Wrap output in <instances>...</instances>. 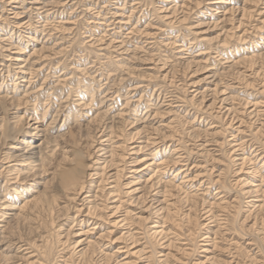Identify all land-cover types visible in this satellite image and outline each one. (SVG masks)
Listing matches in <instances>:
<instances>
[{"label": "rangeland", "instance_id": "rangeland-1", "mask_svg": "<svg viewBox=\"0 0 264 264\" xmlns=\"http://www.w3.org/2000/svg\"><path fill=\"white\" fill-rule=\"evenodd\" d=\"M0 215V264H264V0H0Z\"/></svg>", "mask_w": 264, "mask_h": 264}, {"label": "bare ground", "instance_id": "bare-ground-1", "mask_svg": "<svg viewBox=\"0 0 264 264\" xmlns=\"http://www.w3.org/2000/svg\"><path fill=\"white\" fill-rule=\"evenodd\" d=\"M33 125V124H32ZM35 129L36 128H31L30 127V129L26 132V133H23L22 131H20V132H18V134H22L23 136H22V138L24 137H27L28 136V138L30 137L31 138V140H33L32 142L31 141H28L27 143L26 142H24L23 144H20V146H18L16 149H17V151H19L20 152V154L17 156L18 158L20 157V158H22L23 160H14L13 162H19V163H24L25 161H27L29 158H31V157H34V155L36 156V154H37V149H39L41 146H42V144L44 143L43 141H44V135H41L39 132H37V131H35ZM21 142H23V141H19L18 142V140H16L14 143H21ZM32 144H34L33 146H32ZM11 147V146H10ZM15 149V148H14ZM42 151V150H41ZM38 152H40V151H38ZM11 157V156H10ZM38 157V156H37ZM5 158V157H4ZM9 158V157H8ZM5 160V159H4ZM17 163H15V165H16ZM18 165V164H17ZM19 171V170H18ZM32 171H33V169H32ZM6 172V171H5ZM29 172V171H28ZM7 174V173H6ZM83 174V173H82ZM80 176V175H79ZM79 176H74V177H62L61 179V186L63 187L62 189H65V191H73L74 192V190H76V192L78 193V192H81L82 191V189H83V182H82V178L81 177H79ZM86 177V176H85ZM60 183V182H59ZM59 185V184H58ZM60 188V187H59ZM62 189H61V191H62ZM64 194V193H63ZM255 202V201H254ZM25 206V205H24ZM252 206V205H251ZM5 208H8V207H5ZM4 208V209H5ZM12 208V207H11ZM10 208V209H11ZM112 208V207H111ZM98 209H100V208H98ZM117 209H119L118 207L117 208H115L114 210H117ZM14 210V209H13ZM161 210V209H160ZM3 214V213H2ZM92 215V216H94V213H92V212H90L89 213V215ZM2 216L0 215V218H1ZM89 217V216H88ZM8 219V218H7ZM3 220V219H2ZM2 220L0 221V222H2ZM121 221H123V220H121ZM128 233V234H127ZM126 233V235H124L125 237L124 238H122V242H124L125 243V246H123L121 249L119 248L117 251V253L118 254H121L122 252H124L125 254H126V259H123V261L122 262H115V261H113V262H111V263H109L110 261H111V257H110V259H108V263L109 264H128V258L129 257H133L134 255H137V252H138V250L136 251V252H132V250H133V248H132V246L135 244V242H130L131 240L132 241H134V238L132 237V234L130 233V231L129 232H127ZM111 239V238H110ZM108 241V240H107ZM138 241V240H137ZM120 242V241H119ZM130 242V243H129ZM210 242V241H209ZM208 242V243H209ZM112 243L114 244V243H116V241L114 240V241H112ZM111 244V243H110ZM120 244H121V242H120ZM123 245V244H122ZM213 247V246H212ZM23 250V249H22ZM123 250V251H122ZM204 252H207L206 251V249L205 250H203ZM76 253H78V252H76ZM83 253V252H82ZM81 254V253H80ZM84 254V253H83ZM104 256V255H103ZM108 256V255H107ZM106 256V257H107ZM108 258V257H107ZM91 259V258H90ZM127 260V261H126ZM133 262V261H132ZM86 263V262H85ZM100 263H102V262H100ZM99 263V264H100ZM135 262H133V263H131V264H134Z\"/></svg>", "mask_w": 264, "mask_h": 264}]
</instances>
